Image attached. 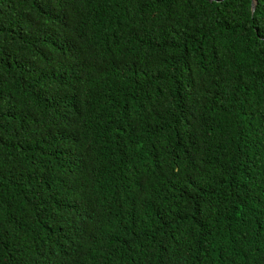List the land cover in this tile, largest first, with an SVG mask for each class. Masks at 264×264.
Returning <instances> with one entry per match:
<instances>
[{
  "label": "trees",
  "instance_id": "obj_1",
  "mask_svg": "<svg viewBox=\"0 0 264 264\" xmlns=\"http://www.w3.org/2000/svg\"><path fill=\"white\" fill-rule=\"evenodd\" d=\"M0 0V264H264V0Z\"/></svg>",
  "mask_w": 264,
  "mask_h": 264
},
{
  "label": "water",
  "instance_id": "obj_2",
  "mask_svg": "<svg viewBox=\"0 0 264 264\" xmlns=\"http://www.w3.org/2000/svg\"><path fill=\"white\" fill-rule=\"evenodd\" d=\"M251 7H252V10H254V8H255V0L251 1Z\"/></svg>",
  "mask_w": 264,
  "mask_h": 264
}]
</instances>
